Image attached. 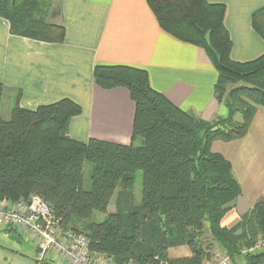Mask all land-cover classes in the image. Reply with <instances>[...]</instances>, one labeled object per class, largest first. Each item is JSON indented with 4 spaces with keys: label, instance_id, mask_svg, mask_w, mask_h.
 I'll list each match as a JSON object with an SVG mask.
<instances>
[{
    "label": "trees",
    "instance_id": "trees-1",
    "mask_svg": "<svg viewBox=\"0 0 264 264\" xmlns=\"http://www.w3.org/2000/svg\"><path fill=\"white\" fill-rule=\"evenodd\" d=\"M146 3L163 31L205 52L217 72L215 98L226 103L228 116L205 121L181 110L151 88L144 69L96 65L95 83L126 88L134 103L132 140L81 142L68 135L71 118L81 113L78 104L64 98L30 110L19 106L18 92L10 118L0 115V200L40 196L61 228L84 234L90 251L111 256L115 264H202L215 243L233 262L241 257L244 264H264V199L235 226L222 227L221 217L240 187L230 163L210 150L214 140L241 138L256 106L264 108V54L246 62L231 59L224 4ZM57 9L53 0H0L10 34L42 42L64 40V28L52 22ZM251 25L264 40V7L251 14ZM3 91L0 83V104ZM86 163L89 189L83 187ZM137 171L142 173L138 204L132 191ZM117 189L115 210L108 212ZM94 212L104 215L102 221H92ZM258 242V250L245 251ZM180 245L190 255L169 257L168 249Z\"/></svg>",
    "mask_w": 264,
    "mask_h": 264
},
{
    "label": "crops",
    "instance_id": "crops-1",
    "mask_svg": "<svg viewBox=\"0 0 264 264\" xmlns=\"http://www.w3.org/2000/svg\"><path fill=\"white\" fill-rule=\"evenodd\" d=\"M207 1L225 5L232 60L246 62L264 54V40L251 25V14L264 7V0ZM53 7L59 14L52 22L64 28L61 43L12 35L8 21L0 17V83L4 91L20 92V107L33 110L70 99L81 107L69 122L70 138L129 144L135 108L127 89L102 88L93 77L96 65H128L146 70L151 88L181 110L205 121L228 116L226 103L215 98L217 72L205 52L163 31L146 0H53ZM210 150L230 163L240 187L220 220L222 227L232 228L264 199V108L256 106L241 138L214 140ZM115 197L109 201L110 212ZM36 244L22 231L0 226V264H38ZM168 254L188 256L190 250L180 245L169 248ZM210 258L202 264H211ZM53 261L68 264L54 254L41 264ZM230 264L244 261L237 257Z\"/></svg>",
    "mask_w": 264,
    "mask_h": 264
},
{
    "label": "built area",
    "instance_id": "built-area-1",
    "mask_svg": "<svg viewBox=\"0 0 264 264\" xmlns=\"http://www.w3.org/2000/svg\"><path fill=\"white\" fill-rule=\"evenodd\" d=\"M0 226L16 228L35 240L39 246L38 262L54 254L68 264H115L111 256L90 251L84 234L61 228L48 203L35 194L27 200L1 199ZM258 249L254 246L245 251ZM213 253L218 261L211 264H230L224 251L216 249Z\"/></svg>",
    "mask_w": 264,
    "mask_h": 264
},
{
    "label": "rangeland",
    "instance_id": "rangeland-1",
    "mask_svg": "<svg viewBox=\"0 0 264 264\" xmlns=\"http://www.w3.org/2000/svg\"><path fill=\"white\" fill-rule=\"evenodd\" d=\"M19 91L17 90H8V91H3L2 94V98H1V104H0V109H1V117L5 120H8L10 118L11 115V109L12 107L15 105V98L17 96V93ZM236 119L238 121H241V115L240 114H236L235 115ZM136 144H138V142H136ZM90 175H91V164L90 163H86L83 169V187L84 189H89L90 188V183H91V179H90ZM141 189H142V173L141 171H137L135 173V181H134V185L132 188L133 194H134V199H135V203L138 204L141 201ZM118 190V189H117ZM115 194L113 195L112 199H114ZM113 208V202L111 201L108 205L107 211L110 212ZM104 218V215L102 213L99 212H94L93 216H92V221L94 222H100L102 221V219ZM207 235V233H205ZM205 237V236H203ZM205 239V238H203ZM209 242H204V245L208 244ZM261 243L258 242L255 244V246H258L259 248L261 247ZM208 246V245H207ZM209 249H210V259H211V263H217L218 259H216L214 257V251L216 249H219L220 251L223 252L222 248L216 246V244L213 245H209ZM36 248L39 252V246L38 244H36ZM250 249V248H247ZM225 253V252H224ZM24 261V260H23ZM24 263H29L26 260L24 261ZM38 264H41V262H37ZM33 264H35L33 262ZM51 264H57V262L53 261L51 262Z\"/></svg>",
    "mask_w": 264,
    "mask_h": 264
}]
</instances>
